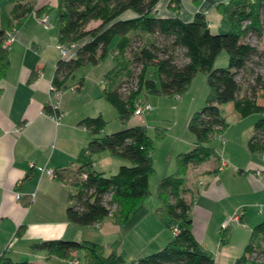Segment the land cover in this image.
I'll use <instances>...</instances> for the list:
<instances>
[{"label": "trees", "instance_id": "16d2710c", "mask_svg": "<svg viewBox=\"0 0 264 264\" xmlns=\"http://www.w3.org/2000/svg\"><path fill=\"white\" fill-rule=\"evenodd\" d=\"M159 1L60 0L55 15L59 42L67 47L74 44L75 53L59 59L52 82L61 91L68 87L79 90L84 85V77L74 85L68 84L76 71L84 65L99 64L112 53L114 66L106 73L101 97L116 108L121 120H128L138 105L147 101L141 97L143 92L180 97L198 72L206 73L209 94L188 122L195 145L177 154L176 171L163 176L158 183L157 193L168 217L166 224L177 225L178 232L164 247L131 261L114 251L105 255L102 243L87 239H42L30 244V252L45 251L47 258L57 256L71 262L82 259L84 264H215L214 255L197 240L191 228L192 200L186 197V175L190 165L216 156V148L210 143L229 125L220 110L227 103L232 104L239 118L260 114L247 145L250 151L264 156V77L254 66L255 58L264 52L245 40L249 33L263 34L264 0L219 2L217 10L230 25L225 32L213 31L201 11H196L191 20H183L179 15L181 0H169L168 6L174 15L160 16L156 8ZM200 1L195 3L199 5ZM33 10L42 16L51 13L53 8L48 5L35 8L34 0H12L10 26H21ZM92 22L97 24L90 26ZM5 38L6 30L0 26V79L9 66ZM223 51L228 53L229 65L215 67ZM240 76L245 82H241ZM45 110L60 114L54 105H46ZM79 123L89 130L91 138L75 159L78 165L70 177L75 190L69 193L67 218L89 226L113 216L115 223L124 224L133 208L146 202L152 194L150 177L155 168L151 155L153 141L147 126L134 125L107 133L108 121L101 113L88 115ZM103 150L131 164H122L111 174L99 171L93 155ZM56 176L65 178L60 173ZM23 229L19 227V235ZM262 243L264 219L252 228L243 254L234 264H264L251 259L254 252H264ZM80 252L82 256L78 255ZM0 264L39 263L13 260L2 251Z\"/></svg>", "mask_w": 264, "mask_h": 264}, {"label": "crops", "instance_id": "0c3cea01", "mask_svg": "<svg viewBox=\"0 0 264 264\" xmlns=\"http://www.w3.org/2000/svg\"><path fill=\"white\" fill-rule=\"evenodd\" d=\"M11 1L0 0V13L4 6L9 9L7 25L3 26L0 22V26L6 30L5 39L10 34L15 38L8 44L9 66L5 76L0 79V252L6 251L13 260L26 258L42 264L34 258L45 257L47 252H30V244L33 242L54 238L94 240L90 237V230L95 225L99 226V236L109 242H113L112 237L121 233L111 216L99 223L82 226L69 221L66 214V208L71 202L69 193L75 190L70 184L72 172L78 165L75 159L91 138L89 130L79 121L95 112L105 116L103 108L106 106L101 100L104 99L101 93L106 84V73L114 66V55L111 53L113 64L102 76L100 91L86 92L83 85L79 90L70 87L64 89L59 96H53L49 86L53 81L57 62L75 53L74 44H71L66 46L68 53L63 54L59 42V27L55 15L60 0H34L35 8L43 5L53 8L51 13L44 15L48 17V22H42L33 10L25 17L21 26H10ZM221 1L228 0H201L199 5L195 0H181L179 15L188 21L196 11H201L205 13L212 30L219 29L226 21L217 10V4ZM168 4L169 0H160L156 7L157 14L174 15L175 12ZM46 105L57 106L59 120L54 114L46 112ZM105 132L110 131L105 129ZM219 143L215 145L216 156L213 159L189 166L185 183L186 197L192 200V231L203 247L214 255L215 260L217 256L225 254L229 245L222 237L214 240L212 234L221 236L222 224L233 213L234 207L227 200L238 193L234 182L241 179L244 187H247L242 195L264 191L263 154L260 161H248L241 168L242 165H238L235 160L233 163L227 139L225 144ZM194 145L195 142L188 148L191 149ZM97 153L93 155L96 169L98 162L103 159L109 165L114 166L116 163L118 168L125 163L114 162L112 158L116 156L109 151V156L97 160ZM221 155L229 159V164L219 170L217 158ZM232 163L234 166L231 168ZM48 170H53V175ZM97 170L107 173L103 169ZM172 170L174 169L172 166L170 168V164L169 169L162 170L158 183L163 176L173 173ZM58 173L64 174L65 178H57ZM111 173L114 172L107 174ZM157 190L158 184L156 189L151 190L156 197L154 207L146 206L147 202L143 203L145 207L142 212L144 218H147L148 226L157 228L148 237L150 245L146 252H151L150 248H162V244L168 243L175 234L166 221L163 226L156 217L155 208L158 204H163ZM260 203V209L253 214L251 222L250 213L245 208L242 221L237 224L238 228L245 225V228L252 230L263 220L264 197ZM213 224L216 228H212ZM20 226L24 229L19 235ZM98 240L99 243H104L99 237ZM206 240L214 243L208 245ZM68 264L71 262L68 261Z\"/></svg>", "mask_w": 264, "mask_h": 264}, {"label": "rangeland", "instance_id": "374dc122", "mask_svg": "<svg viewBox=\"0 0 264 264\" xmlns=\"http://www.w3.org/2000/svg\"><path fill=\"white\" fill-rule=\"evenodd\" d=\"M0 14V22L3 26H6L9 18L8 7L4 6ZM261 18L264 24V14H262ZM95 24H97V22H92L90 26H93ZM229 27V22L226 20L222 28H213V31L225 32L228 31ZM245 40L256 45L260 51L264 52V30L261 36L256 33H249L245 37ZM255 62V70L261 73L264 77V53L262 54V56L256 57ZM112 64L113 59L111 54H109L99 64L84 65L76 71L74 77L70 78L68 84L72 85L78 82L80 78L84 77V87L87 90L86 92H90L92 90L93 92L100 91L101 86H99V84L101 83L102 76L104 72L112 67ZM228 65V53L226 51H223L218 56L215 62V67H227ZM239 79L242 83L245 82L243 81V77L240 76ZM69 88L70 87H68V89ZM208 94L209 87L207 84V75L206 73L200 71L197 73L188 89L180 97H178L177 95H157L152 93L146 94L145 92H143L141 94V97L151 102L153 108L140 115L134 114L128 120H121L118 116L116 108L105 99H101L106 106L105 108H103V111L105 113L104 118L108 121L105 129L110 131V133L134 125L144 124L147 126V133L148 135H150L153 141V149L151 155L153 157L155 172L150 177V189L152 191L153 189H156L158 179L162 176L161 171H166L167 169H169V164L170 168L172 166L174 169L172 171H176L177 154L183 151H187L189 149L188 147H191V144L195 142V137L188 128V122L191 115L205 104ZM220 110L222 116L226 119L229 125L226 131H224V134H218L212 139L210 145L217 146L218 142L225 144V139H227V141L229 142L228 151L234 158L233 163L235 160L237 163H239L238 165H242L240 166L241 168H243V166H245L248 161H260L261 153L252 152L246 147V144L254 133V123L260 117V114L254 113L247 117L239 118L237 117V113L233 109L231 103L223 104ZM95 115H97L96 112L95 114L90 116ZM189 142L191 143L189 144ZM105 156H109L107 150L100 151L96 154L97 160H100ZM214 157L215 156H212L210 159H213ZM112 159L115 160L114 162L121 161V163L125 162L123 164H131L129 160L120 157H113ZM225 160H227L226 163ZM233 163L230 164L231 168L232 166H234ZM114 164V166L109 165L107 163V160L103 159L98 162L97 169H103L107 173H115L119 168L118 166H116V163ZM227 164H229V159L226 158V156H218L217 169L220 170L222 166L225 167L227 166ZM244 186L245 184L242 183L241 179L234 182V187L238 189V193H236V196H231L227 200V202H231V206L234 207L233 213L230 214L231 216H228V218L232 217L238 209L242 210V212H245L246 208V210H248L250 213L249 218L251 222L253 214L257 213V210L260 209V202L263 200L264 191L255 194L250 192L248 195H242L247 188ZM154 200H156L155 194H151V196L146 200L147 203L145 202L146 206L154 207ZM144 204L142 203L140 205H136L133 208L129 219L124 224H118L121 233L116 235V237H112L113 242L106 241L104 240V238L99 236V234L97 233L99 226L95 225L92 227V229L90 230V237H92L91 239H94L92 241L95 242L100 241L98 240V237L99 239H103V245L105 246V255H108L112 253V251L116 250V253L122 254L127 261H131L133 259H138L139 257L159 250V248H150L149 251L151 252H146V248L149 247L148 245H150L148 237L152 236V234L155 233V229L157 228L153 225L148 226L146 222L147 218H144L142 212L145 207ZM235 207L237 208L235 209ZM154 212L156 214V217L158 218V221L161 222L164 226L165 221L168 217L163 204H158ZM243 216L244 213L241 215V221ZM112 217L113 216H111V218ZM237 224L238 223H230L226 228H223L221 226V236L219 234H212L214 240L222 237L224 238L226 244H229L225 249V254L223 256L219 255L216 257L215 264H234L235 258L243 254L244 247L250 238L252 230H250L249 228H245V225L243 228H238ZM177 227V225L171 227L174 233L177 232ZM214 227L216 228L215 224H213L212 228ZM87 235L89 234L87 233ZM206 241L208 245L209 243H214L211 240ZM166 243L162 244L161 247H164ZM262 246L264 249L263 243ZM109 247H111V250L109 249ZM25 259L26 258L22 259V261ZM34 259H37L42 264H68V261L71 262L70 260H63L62 258L57 256H52L51 258H47V256L42 258L35 257ZM251 259L258 262L264 261V252H254ZM78 262L79 264H84V261L82 259L80 261L73 260L71 264H78Z\"/></svg>", "mask_w": 264, "mask_h": 264}, {"label": "built area", "instance_id": "2783aa9c", "mask_svg": "<svg viewBox=\"0 0 264 264\" xmlns=\"http://www.w3.org/2000/svg\"><path fill=\"white\" fill-rule=\"evenodd\" d=\"M40 18V20L42 21V22H44V23H46V22H48V17L47 16H44V15H42V16H40L39 17ZM15 38H14V35L13 34H10L8 37H7V39L5 40V43L8 45V44H10L13 40H14ZM61 49H62V51H63V54H67L68 53V49H67V47L65 46V45H62L61 44ZM126 87H128L127 86V84H126ZM126 87H124V88H126ZM49 90H50V92H51V94L53 95V96H59L60 94H61V90L56 86V85H54L53 84V82L50 84V86H49ZM178 97H179V95H178ZM55 107H57V106H55ZM153 108V106H152V104L150 103V102H147V101H145V102H143L142 104H140V105H138V107L136 108V111H135V114H137V115H140V114H143V113H145L146 111H148V110H151ZM55 115V118L56 119H60V114H57V113H55L54 114ZM226 161L227 160H225V163H226ZM224 163V164H225ZM223 168V166L221 167V169ZM48 172H49V174H51V175H53V173H54V171L53 170H48ZM244 212H242V210H237L236 211V213H234V215L232 216V217H230V218H228L223 224H222V227L223 228H226L230 223H240L241 222V215L243 214ZM176 230H177V232H178V227L176 228Z\"/></svg>", "mask_w": 264, "mask_h": 264}]
</instances>
